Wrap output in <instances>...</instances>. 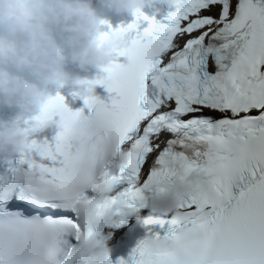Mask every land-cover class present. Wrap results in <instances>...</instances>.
<instances>
[{"label": "snow or ice", "instance_id": "obj_1", "mask_svg": "<svg viewBox=\"0 0 264 264\" xmlns=\"http://www.w3.org/2000/svg\"><path fill=\"white\" fill-rule=\"evenodd\" d=\"M170 7L166 22L138 11L112 29L128 47L102 68L121 85L106 86L110 103L83 99L86 114L57 93L24 121L35 134L58 115L67 123L53 143L34 135L0 158V264H63L62 237L84 230L76 203L101 176L129 185L113 203L142 208L178 177L192 185L166 235L149 233L116 264H264V0ZM120 150L129 159L109 177Z\"/></svg>", "mask_w": 264, "mask_h": 264}, {"label": "clouds", "instance_id": "obj_2", "mask_svg": "<svg viewBox=\"0 0 264 264\" xmlns=\"http://www.w3.org/2000/svg\"><path fill=\"white\" fill-rule=\"evenodd\" d=\"M160 2L174 4V0H0V107L18 110L15 119H0V158L27 150L35 133L24 121L35 119L55 96L53 86H70L82 99L97 98L101 79L104 86L121 87L118 80L92 71L112 65L117 50L128 47L123 34L106 31L110 20L101 14L102 9L134 15L151 8L155 17L162 12ZM69 65L79 71H69ZM66 123L65 116L58 115L47 127L60 129ZM128 159L126 152L118 151L108 176L113 177ZM118 186V180L101 176L90 188L91 197L86 192L80 196L75 215L84 230L63 264H109L112 260L111 236L104 229H119L129 219H139L144 209L124 198L113 203ZM201 186L214 187L215 181L204 179ZM191 191L192 185L178 177L164 190L152 192L147 207L163 215L175 214Z\"/></svg>", "mask_w": 264, "mask_h": 264}]
</instances>
